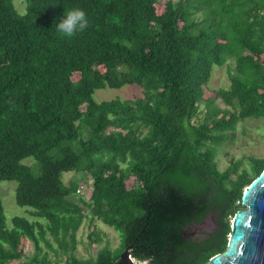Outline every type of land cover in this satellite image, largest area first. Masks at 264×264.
<instances>
[{"label":"trees","instance_id":"trees-1","mask_svg":"<svg viewBox=\"0 0 264 264\" xmlns=\"http://www.w3.org/2000/svg\"><path fill=\"white\" fill-rule=\"evenodd\" d=\"M25 2L21 15L0 0V181L17 182V205L45 223L8 228L0 197V264H20L30 243L22 264H118L129 247L148 264H207L225 252L264 171L255 156L221 171L216 154L239 121L264 118V0ZM76 7L89 27L65 37L55 24ZM229 58L236 74L214 93ZM127 85L143 96L95 99ZM65 172L91 178L79 202ZM209 215L215 227L198 231ZM87 216L120 233L119 252L76 256ZM89 238L103 241L95 229Z\"/></svg>","mask_w":264,"mask_h":264},{"label":"rangeland","instance_id":"rangeland-1","mask_svg":"<svg viewBox=\"0 0 264 264\" xmlns=\"http://www.w3.org/2000/svg\"><path fill=\"white\" fill-rule=\"evenodd\" d=\"M178 2L179 0H159L160 3ZM17 11L21 15L26 13L25 0H13ZM236 74L235 62L229 58L228 63L223 67H215L212 73V78L209 83V89L216 93L222 88H229L231 77ZM143 96V89L139 85H127L120 89H103L95 93V99L99 102L121 98L129 100L140 98ZM216 105L225 109L224 103L218 99ZM230 109V108H228ZM228 139L217 147V163L221 171L227 169L234 159L243 157L255 156L264 157V118L254 119L249 118L239 121L235 127L227 133ZM24 164L33 165L36 161L33 158H28L23 161ZM66 185L76 184L78 193L70 196V200L79 202L80 197H86L87 191L91 188V178L86 173L65 172L62 177ZM17 182L15 181H0V197L2 198L5 215L7 218V227L12 228V220L15 217H25L32 222H42L44 220L34 218L29 215L30 208L20 207L16 203ZM216 221L213 215H209L206 222L199 226L198 231H211L215 227ZM95 229L103 238L99 244H92L89 238L90 232ZM77 250L76 256L82 260L94 259L102 250H111L119 252L121 247L122 237L114 228L104 224L102 221L87 216L82 226L77 232ZM57 246V244H56ZM34 247L30 243L26 249L25 258L20 264L29 261L32 256ZM141 264H148L142 262Z\"/></svg>","mask_w":264,"mask_h":264},{"label":"water","instance_id":"water-1","mask_svg":"<svg viewBox=\"0 0 264 264\" xmlns=\"http://www.w3.org/2000/svg\"><path fill=\"white\" fill-rule=\"evenodd\" d=\"M232 221L229 245L207 264H264V171L245 189ZM126 248L118 264H141Z\"/></svg>","mask_w":264,"mask_h":264},{"label":"clouds","instance_id":"clouds-1","mask_svg":"<svg viewBox=\"0 0 264 264\" xmlns=\"http://www.w3.org/2000/svg\"><path fill=\"white\" fill-rule=\"evenodd\" d=\"M89 24L87 13L82 8L76 7L66 10L63 18L55 25L59 33L70 38L85 31Z\"/></svg>","mask_w":264,"mask_h":264}]
</instances>
